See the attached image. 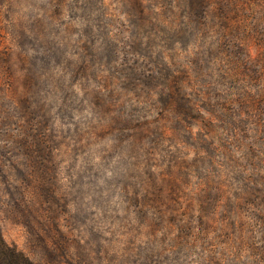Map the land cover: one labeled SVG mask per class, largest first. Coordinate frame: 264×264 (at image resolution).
Instances as JSON below:
<instances>
[{
	"label": "clouds",
	"instance_id": "1",
	"mask_svg": "<svg viewBox=\"0 0 264 264\" xmlns=\"http://www.w3.org/2000/svg\"><path fill=\"white\" fill-rule=\"evenodd\" d=\"M0 264H264V0H0Z\"/></svg>",
	"mask_w": 264,
	"mask_h": 264
}]
</instances>
